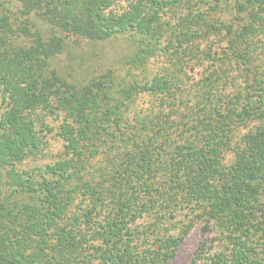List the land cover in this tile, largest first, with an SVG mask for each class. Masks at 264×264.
I'll return each mask as SVG.
<instances>
[{
	"label": "trees",
	"instance_id": "trees-1",
	"mask_svg": "<svg viewBox=\"0 0 264 264\" xmlns=\"http://www.w3.org/2000/svg\"><path fill=\"white\" fill-rule=\"evenodd\" d=\"M197 227L191 264H264V0H0V264H172Z\"/></svg>",
	"mask_w": 264,
	"mask_h": 264
},
{
	"label": "rangeland",
	"instance_id": "rangeland-1",
	"mask_svg": "<svg viewBox=\"0 0 264 264\" xmlns=\"http://www.w3.org/2000/svg\"><path fill=\"white\" fill-rule=\"evenodd\" d=\"M114 10L119 11L120 6L116 7ZM79 45L80 46L76 45L75 48L70 47L71 53L63 54L56 61L57 68L64 75H68L69 73L72 74V70L74 72L73 76L76 75L78 78L89 80L109 68L118 67L120 58L126 52V46L121 39L112 40L95 46L84 43H80ZM49 122L54 127L53 131L47 135L48 138L52 139L50 142L52 144L51 153L53 154L60 149V143L56 137L58 122H53L51 119H49ZM249 128L250 126L243 128L241 134H245ZM231 160V156H227L225 162L230 163ZM200 230V227L195 228L184 240L172 264H191L194 251L200 238Z\"/></svg>",
	"mask_w": 264,
	"mask_h": 264
}]
</instances>
